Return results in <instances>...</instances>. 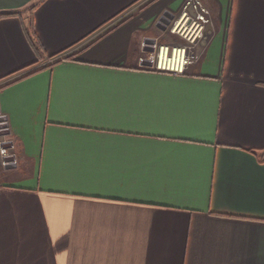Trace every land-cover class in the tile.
<instances>
[{"label":"crops","instance_id":"obj_1","mask_svg":"<svg viewBox=\"0 0 264 264\" xmlns=\"http://www.w3.org/2000/svg\"><path fill=\"white\" fill-rule=\"evenodd\" d=\"M185 1L0 0V264H264V0L141 67Z\"/></svg>","mask_w":264,"mask_h":264},{"label":"built area","instance_id":"obj_2","mask_svg":"<svg viewBox=\"0 0 264 264\" xmlns=\"http://www.w3.org/2000/svg\"><path fill=\"white\" fill-rule=\"evenodd\" d=\"M211 22V10L202 0H186L180 16L166 25L169 32L181 35L186 42L169 43L159 38L155 40L145 38L139 56V65L143 68L184 73L190 65L197 61L199 41L202 37L204 38L206 28ZM147 61L151 64L149 65ZM4 121L6 120L0 121L2 125L0 132L7 129ZM15 148L14 138L0 136V165L17 163Z\"/></svg>","mask_w":264,"mask_h":264},{"label":"trees","instance_id":"obj_3","mask_svg":"<svg viewBox=\"0 0 264 264\" xmlns=\"http://www.w3.org/2000/svg\"><path fill=\"white\" fill-rule=\"evenodd\" d=\"M14 13H17V12H14ZM14 13H2L0 14V16H3V15H7V14H14ZM26 30L28 31V34L30 36V39L32 40L36 50H39L41 48V45H40V42H39V39L37 37V34L36 32L34 31L33 29V26L32 24L30 23L27 27H26ZM65 50L61 51V52H58L56 54H53L52 57L55 58L56 61L62 59L61 58V53H63ZM72 55H67V57H71ZM65 57V56H64ZM252 152L254 153H257V151L255 150H252Z\"/></svg>","mask_w":264,"mask_h":264},{"label":"rangeland","instance_id":"obj_4","mask_svg":"<svg viewBox=\"0 0 264 264\" xmlns=\"http://www.w3.org/2000/svg\"><path fill=\"white\" fill-rule=\"evenodd\" d=\"M173 20H174V19H171V21H173ZM171 21H170V22H171ZM206 30H207V29H206ZM205 34H206V31H205L204 35H205ZM176 35H177L178 43H185V42H186L185 39H184L181 35H179V34H176ZM147 38H151V39H154V40H155V39H157L158 37H147ZM202 38H203V37H202ZM202 38H201L200 41H202ZM200 41H199V44L201 43ZM141 51H142V48H141ZM51 63H53V62L48 61L47 63H44V64L46 65V64H51ZM44 64H43V65H44Z\"/></svg>","mask_w":264,"mask_h":264},{"label":"water","instance_id":"obj_5","mask_svg":"<svg viewBox=\"0 0 264 264\" xmlns=\"http://www.w3.org/2000/svg\"><path fill=\"white\" fill-rule=\"evenodd\" d=\"M147 63L150 65L151 64V62L150 61H147ZM5 119V117L4 116H0V121H2V120H4ZM0 126H2V125H0ZM4 126V125H3Z\"/></svg>","mask_w":264,"mask_h":264}]
</instances>
